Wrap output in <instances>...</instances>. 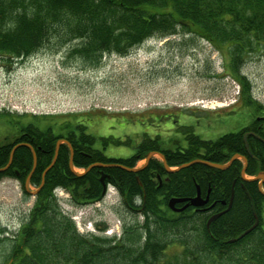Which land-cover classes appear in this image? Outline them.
Segmentation results:
<instances>
[{"label": "trees", "instance_id": "1", "mask_svg": "<svg viewBox=\"0 0 264 264\" xmlns=\"http://www.w3.org/2000/svg\"><path fill=\"white\" fill-rule=\"evenodd\" d=\"M178 28L206 40L221 53L227 62L225 74L241 88L240 99L258 104L251 93L245 98L251 83L242 74V67L250 54L264 50V0H0V59L10 66L20 64L54 39L60 45L79 41L70 54L96 64L104 54H128L145 40L172 35ZM3 116L0 114V119ZM31 121L27 126L21 121L17 125L36 133L45 150L38 158L32 186L39 187L36 185L51 164L59 139L71 144L74 167L85 172L78 175L71 170L70 147L62 144L27 220L12 237L0 236V264H264V194L257 180L241 178L242 160H235L226 170L195 164L168 173L157 159L137 172L121 167L135 168L150 152L162 153L170 167L195 159L225 164L240 154L248 160L246 174L254 176L264 155H247L243 130L204 140L192 129H183L184 138L173 149H164L160 136L144 134L135 153L117 158L108 157L105 150L110 144L124 143L112 136L97 137L80 121L64 122L61 132H57L59 126L41 127V122ZM249 146L254 149L250 142ZM7 160L8 153L0 155V166ZM32 161L29 149L20 147L14 152L13 165L29 168L18 175L9 170L2 176L24 183ZM95 163L121 166L86 171ZM158 176L165 178L162 185ZM104 184L114 186L122 205L144 220L141 225L125 228L119 239L79 233L55 193L62 188L70 193L74 205L93 204L103 199ZM197 184L204 194L212 187L211 200L218 203L212 209L215 212L229 207L235 191L229 212L209 227V210L203 213L190 206L183 211L169 207L173 197L195 196ZM254 210L259 225L240 238L255 224ZM0 234L8 232L0 228Z\"/></svg>", "mask_w": 264, "mask_h": 264}, {"label": "rangeland", "instance_id": "2", "mask_svg": "<svg viewBox=\"0 0 264 264\" xmlns=\"http://www.w3.org/2000/svg\"><path fill=\"white\" fill-rule=\"evenodd\" d=\"M78 42L60 45L52 39L12 66L0 59V114L6 115L0 130L37 120L42 126H59L61 132L64 122L80 121L97 137L120 139L124 145L110 144L105 153L126 158L135 153L144 134L160 136L164 149H173L184 138L183 129L217 140L264 115V50L250 54L242 67L251 83L245 98L251 93L258 103L254 106L240 99L241 88L225 74L227 62L221 53L180 28L169 36H153L128 54H104L96 64L70 54ZM154 159L163 161L159 155ZM144 164L140 161L138 167ZM29 190L27 194L12 176L0 179V228L8 232L1 237H12L27 220L37 189L31 185ZM55 193L63 212L85 233L121 238L125 228L144 221L122 205L115 188L99 203L78 206L66 190ZM261 216L264 229V200Z\"/></svg>", "mask_w": 264, "mask_h": 264}, {"label": "flooded vegetation", "instance_id": "3", "mask_svg": "<svg viewBox=\"0 0 264 264\" xmlns=\"http://www.w3.org/2000/svg\"><path fill=\"white\" fill-rule=\"evenodd\" d=\"M30 122H32V121L31 120H27L26 122L23 121V123L26 124V126ZM44 126L45 125L42 126V124H41V127H44ZM241 129H243V131H244V134H243L244 143H245V137H246L248 146H249V142H250V144L254 145V149H250V146H249V150H248V148L246 146V143H245V148H246L247 155H250L253 158H255L254 154H257V155L258 154H260V155L262 154V155H264V144L261 143L260 140H259V138L260 139H264V115L256 118L255 120H253L251 122V124H248L245 128L242 127ZM36 135L37 134L34 133V132L24 131L23 128L19 127V126H16L15 128L14 127H12V128L9 127V130L5 131V132L0 130V155H2L4 153H8V160H7L6 164L3 165V166H0V169L7 167L4 171H2L0 173V179H2L4 177H9V176H2V173L6 172V171L11 170V171L16 172L17 175H18L19 171L27 170L29 168V167H24V166H15V165H13L14 152L16 151V149H18L20 147L28 148L30 153H31V155H32L33 161H32V166H31V169H30V173L33 171V167H34V156L36 157V168L34 169L33 173L36 171V169L38 167V158L40 157V153H43V151L45 152V150H42L40 142L37 141ZM57 142L58 141H56V146H57ZM61 145H60V147H61ZM56 146H55L54 154L52 156V161H51L50 165H52L53 159L55 157ZM4 148H6V149H4ZM59 151H60V148H59ZM12 153H13V156H12ZM11 156H12V160H11V163H10ZM58 156H59V152H58ZM243 157H245V156H243ZM57 159H58V157H57ZM149 163H148V165H149ZM50 165H49V167H50ZM247 165H248V160H247ZM49 167L45 168L44 173H43L42 178H41V181L36 186L41 187L43 185V182L45 184V175L50 169H52V167H51L47 171V169ZM256 167H258V170L260 172H264V162H262L261 164L257 165ZM32 175L30 177V184L32 183ZM13 178H15V177H13ZM27 178H26V180H27ZM16 179L19 180L22 183V181L20 179H18V178H16ZM164 179L161 178L160 176H158V180H159L160 185L163 184ZM26 180L23 183L24 186H26ZM106 187L108 188V185H106ZM201 198H202V200H206L207 198H209L208 203L203 207L204 211H205V209H214L216 207V204H218L217 201H212L211 200V197H210V195H208V193L204 194L203 192H201ZM186 204H187V202H185L184 204H182V203L178 204V205H176L175 209H180ZM190 207L193 208L194 206H190ZM192 208H190V209H192ZM194 210H196V208H194Z\"/></svg>", "mask_w": 264, "mask_h": 264}, {"label": "water", "instance_id": "4", "mask_svg": "<svg viewBox=\"0 0 264 264\" xmlns=\"http://www.w3.org/2000/svg\"><path fill=\"white\" fill-rule=\"evenodd\" d=\"M63 142H65L67 145H69V146L71 147V144H70L69 142H67V141H65V140H59V141L57 142L56 153H55V157H54V159H53L52 165H50V167L47 169V171H48V170H49V169L55 164V161H56V159H57V157H58V152H59L60 145H61ZM245 143H246V146H247V148H248V150H249V146H248V143H247V139H246V138H245ZM29 147H30V146H29ZM154 155H159V156L162 158V160H163V162H164V167H165L166 171L169 172V173H170V172L177 171V170H180V169H183V168H187V167L193 166V165H195V164H204V165H206V166H208V167H211V168H214V169H218V170H226L227 168L230 167V165H231L236 159H239V158H240V159H242V160L245 162V167H244V169L242 170V177L245 178V175H246L247 159H246V157L240 156L239 154L234 155V156L230 159L229 163H227V164H226V163H225V164L214 163V162L207 161V160H204V159H195V160H193V161H190V162H188V163H185V164L179 166V167L176 168V169H171L170 166L168 165V163H167V161H166V158L164 157L163 154L155 153V152H151V153H149V155L147 156L146 164H145L143 167H141V168H128V167H124V166L116 165V164H115V165H111V164L108 165V164L95 163V164L91 165L87 170H90V169H92V168H94V167H98V166H101V167H114V166H121V167H123L124 169H126V170H128V171L137 172V171H139V170L145 168V166H147V164L149 163V161L151 160V158H152ZM12 156H13V153H12ZM12 156H11V158H10V163H11V160H12ZM73 159H74V151H73V149L71 148V157H70V163H69V165H70L71 170L74 171V161H73ZM6 168H7V167L0 169V173H1L2 171H4ZM35 168H36V157L34 156V167H33V171H34ZM33 171L30 173V175L28 176V178H27V180H26V186H25V188H26V191H28V192H30V191H29V184H30V177H31V175L33 174ZM47 171H46V172H47ZM101 180H102V182L104 183V176H102ZM255 180H259V181H260V183H259V188H260L261 192L264 194V191H263V188H262V187H263V184H264V173H260V174L255 178ZM43 185H44V182H43ZM43 185H42V186H43ZM42 186H41L39 189H41ZM106 189H107V187H106V185L104 184V191H103V194L106 193ZM37 192H38V191H35V192H33L32 194H33V195H37ZM234 195H235V191H234V189H233V190H232V196H231L230 203H229V207H228L224 212H228V211L230 210V208L232 207V205H233V201H234ZM207 201H208L207 199H206V200H202V198H201V196H200V192H199V193H198V196L195 197V198H192V199H187V198H176V197H174V198L170 199V201H169V207H170L171 209H174L176 204H178V203H185V202H188L183 208L179 209V211H183V210H185L188 206H201V205L205 204ZM224 212H223V213H224ZM221 214H222V213H219V214L213 215V216L209 219V221H208V224H207L208 227H209L210 224H211L214 220H216ZM258 225H259V219H257L256 222H255V224H254V225H253L248 231H246L243 235H241L240 238H243L245 235L249 234L251 231H253L254 229H256V228L258 227Z\"/></svg>", "mask_w": 264, "mask_h": 264}, {"label": "bare ground", "instance_id": "5", "mask_svg": "<svg viewBox=\"0 0 264 264\" xmlns=\"http://www.w3.org/2000/svg\"><path fill=\"white\" fill-rule=\"evenodd\" d=\"M246 138V137H245ZM259 140H260V142L261 143H263L264 144V139H260L259 138ZM149 155V154H148ZM237 160V159H236ZM229 161L230 160H228L227 162H226V164L227 163H229ZM57 162V159H56V161H55V163ZM232 165V164H231ZM230 165V166H231ZM188 168V167H187ZM228 169V168H227ZM244 169V168H243ZM242 169V170H243ZM260 173H264V172H260L259 171V173L258 174H256V175H254V176H248L247 174L245 175V178L244 177H242V173H241V178L242 179H244V180H246V181H254L255 180V178L260 174ZM234 185H233V187L235 186V184H236V181H234V183H233ZM201 187H200V185L199 184H197L196 185V189H197V194L195 195V196H193V197H189V198H187V199H192V198H195V197H197L198 196V193L200 192V196H201V189H200ZM208 188H210L209 190H208V195H210L211 194V189H212V187H208ZM207 200H209V198H207ZM208 203V201L205 203V204H203V205H201V206H194V208H196V210L197 211H201V212H203L204 213V209H203V207L206 205ZM201 209V210H200ZM231 209V208H230ZM209 210V211H208ZM226 210V209H225ZM225 210H223V211H219V212H215V211H213L212 209H205V211H208V213L207 214H210V215H216V214H219V213H222L218 218H220L221 216H223L224 214H226L227 212H224ZM224 212V213H223ZM229 212V211H228ZM211 216V217H212ZM254 216H255V219L257 220V219H259V217H258V215H257V212H255V210H254Z\"/></svg>", "mask_w": 264, "mask_h": 264}]
</instances>
